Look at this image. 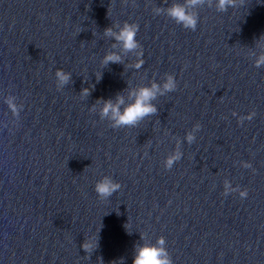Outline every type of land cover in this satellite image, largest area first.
Masks as SVG:
<instances>
[{
    "label": "water",
    "instance_id": "obj_1",
    "mask_svg": "<svg viewBox=\"0 0 264 264\" xmlns=\"http://www.w3.org/2000/svg\"><path fill=\"white\" fill-rule=\"evenodd\" d=\"M153 85L135 125L104 114ZM145 246L264 264V0H0V264H133Z\"/></svg>",
    "mask_w": 264,
    "mask_h": 264
},
{
    "label": "clouds",
    "instance_id": "obj_2",
    "mask_svg": "<svg viewBox=\"0 0 264 264\" xmlns=\"http://www.w3.org/2000/svg\"><path fill=\"white\" fill-rule=\"evenodd\" d=\"M193 4L201 2V0H191ZM229 0H219L221 9L224 8ZM169 14L175 18L178 22H183L187 27H195V20L186 15L184 8L179 6H174L169 10ZM110 34V29L106 30ZM135 29L131 26L126 25L125 28L120 32L116 39L123 43L126 50H132L137 47L135 40ZM118 63L119 57L115 55H109L105 57L104 63ZM57 76L61 82L66 83L69 77L63 72H57ZM166 90H171L174 85L171 78H169L168 83L164 85ZM157 86L153 85L152 89H141L137 94H135L134 103L130 104L125 108L124 112L119 111V105L123 104V99L118 98L117 105H113L110 101L105 102L104 114L107 115L108 112H112L113 118L116 121V125H135L139 120L143 119L145 116L155 113L156 109L151 105L150 101L155 98V90ZM85 95H87V90H85ZM189 141L192 139L189 136ZM119 188V185L113 184L111 181L105 180L96 186V192L104 197L110 196ZM158 243L162 244L163 241ZM95 247V241L89 240L84 245L83 248L86 252L90 251ZM166 253L163 251L162 247H141L138 249L137 255L133 260V264H171L165 257Z\"/></svg>",
    "mask_w": 264,
    "mask_h": 264
}]
</instances>
